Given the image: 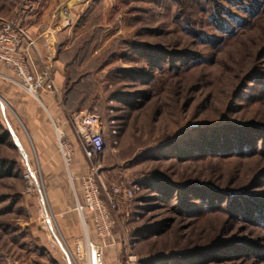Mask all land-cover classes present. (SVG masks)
<instances>
[{
    "label": "rangeland",
    "instance_id": "374dc122",
    "mask_svg": "<svg viewBox=\"0 0 264 264\" xmlns=\"http://www.w3.org/2000/svg\"><path fill=\"white\" fill-rule=\"evenodd\" d=\"M0 16L39 32L73 28L57 57L73 103L101 118L105 150L90 169L107 188L143 186L117 215L125 261L264 264V221L243 217L264 208V0H0ZM0 88V136L10 135L0 143V264H18L35 247L40 193L28 191L29 162L12 136V126L25 134L26 100ZM253 128L245 156L194 152ZM202 192L215 198L202 202Z\"/></svg>",
    "mask_w": 264,
    "mask_h": 264
},
{
    "label": "crops",
    "instance_id": "0c3cea01",
    "mask_svg": "<svg viewBox=\"0 0 264 264\" xmlns=\"http://www.w3.org/2000/svg\"><path fill=\"white\" fill-rule=\"evenodd\" d=\"M26 22L27 19L22 20L24 29L36 41L33 61L51 69L55 87L53 91L43 90L36 96L30 95L18 87L13 75L0 65V86L17 91L11 90V95L15 97L17 93L26 100L25 109L19 110L25 134L12 126L13 141L22 147L24 158L39 174L38 190H43L46 195V205L42 204L39 194L32 206L29 236L35 247L29 251L28 261L18 264H132L125 261L119 245L99 249L91 218L81 208L80 180L90 172V165L84 155L76 121L86 114L87 108L84 103H73L70 95L75 89L67 87L65 65L57 57L59 48L62 51L69 48L70 43L61 38L70 36L73 28L62 32L56 26H49L39 32L28 27ZM44 30L53 38L51 47L44 45ZM1 112L6 116L3 110ZM62 141L73 150L71 168L67 170L64 166L67 172L60 150Z\"/></svg>",
    "mask_w": 264,
    "mask_h": 264
},
{
    "label": "built area",
    "instance_id": "2783aa9c",
    "mask_svg": "<svg viewBox=\"0 0 264 264\" xmlns=\"http://www.w3.org/2000/svg\"><path fill=\"white\" fill-rule=\"evenodd\" d=\"M43 37L45 47H51L53 38L48 35L47 30H44ZM35 46V39L26 32L20 17L0 16V65L13 75V80L18 87L34 96L43 90L53 91L55 87L51 69L46 65L38 66L33 61ZM76 125L80 128L86 159L92 160L102 155L105 150V137L101 118L95 114L86 113L79 116ZM60 150L65 168L69 170L73 150L66 141L60 143ZM25 166L28 191L37 190L42 204L46 205V198L38 190L35 170L29 163ZM80 189L81 208L91 218L99 249L114 246L117 241L114 235L117 215L122 207L135 200L136 195L143 190V186L133 184L107 188L101 182L98 169L93 166L81 179Z\"/></svg>",
    "mask_w": 264,
    "mask_h": 264
},
{
    "label": "trees",
    "instance_id": "16d2710c",
    "mask_svg": "<svg viewBox=\"0 0 264 264\" xmlns=\"http://www.w3.org/2000/svg\"><path fill=\"white\" fill-rule=\"evenodd\" d=\"M256 129V128H255ZM255 129H248L246 132H242V131H237L238 133L234 136L231 135V137L227 138L225 135V142L224 143H216V142H205L203 144H198L196 146H193L194 148V152L196 155H202V153H209L211 155H214L216 152H220V153H227L229 151H233L232 153H236L237 155H244L246 153L251 152L252 150L254 151L255 147L257 146L256 143L253 144V138L256 136V131ZM228 131H230L229 133H232V129H227ZM249 134H252L251 137H249ZM10 135L7 132H4L1 136H0V143H4L7 141V139H9ZM234 143V144H233ZM262 152H264V146H262ZM252 151V152H253ZM11 170H8V175H10ZM167 187H162V185H159L156 187V190L159 193H163L164 196H166L168 193H170L171 191H169L170 188ZM215 198V195H213L212 193L210 194L209 192H202L201 195L198 196L199 200H202V202L204 201V199H210L213 200ZM220 200V199H219ZM237 206H235L233 204V208H235ZM243 217L248 220H254L255 218H259L260 220L264 221V208L255 205L252 207V209H250L249 211L244 210L243 213ZM244 219V220H245Z\"/></svg>",
    "mask_w": 264,
    "mask_h": 264
}]
</instances>
